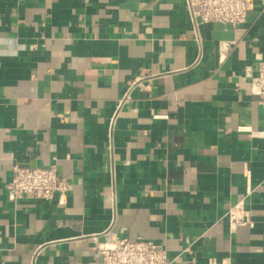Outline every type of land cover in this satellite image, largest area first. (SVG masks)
I'll use <instances>...</instances> for the list:
<instances>
[{"label": "crops", "instance_id": "crops-1", "mask_svg": "<svg viewBox=\"0 0 264 264\" xmlns=\"http://www.w3.org/2000/svg\"><path fill=\"white\" fill-rule=\"evenodd\" d=\"M199 33L185 0H0V264H101L113 235L171 264H264V110L243 77L264 0ZM15 165L55 166L66 202L10 199Z\"/></svg>", "mask_w": 264, "mask_h": 264}, {"label": "built area", "instance_id": "built-area-1", "mask_svg": "<svg viewBox=\"0 0 264 264\" xmlns=\"http://www.w3.org/2000/svg\"><path fill=\"white\" fill-rule=\"evenodd\" d=\"M257 0H185L189 21L194 32V40L199 49L203 48V40L199 33L201 25L221 24L233 29L246 25L249 15L253 12ZM232 44L225 45V52ZM225 52L221 56L225 58ZM243 77L248 80L253 93L262 99L264 110V61L255 66L245 68ZM128 96L123 98L124 104ZM117 113L113 115L111 125H114ZM13 175L8 185L10 199H36L51 202L57 195L65 203L67 194L72 190V184L59 175L55 166L45 168L20 167L12 168ZM226 220L233 229L239 224L250 223L251 214L246 201L241 200L232 206ZM96 253L101 264H171L164 246L152 241L138 238L128 240L115 235L110 240L99 244ZM210 264H217L211 260Z\"/></svg>", "mask_w": 264, "mask_h": 264}]
</instances>
